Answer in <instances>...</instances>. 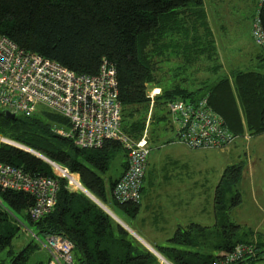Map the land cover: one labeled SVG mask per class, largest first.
<instances>
[{"label":"trees","instance_id":"16d2710c","mask_svg":"<svg viewBox=\"0 0 264 264\" xmlns=\"http://www.w3.org/2000/svg\"><path fill=\"white\" fill-rule=\"evenodd\" d=\"M258 2L256 17L264 33V0ZM204 17L203 0H0V36L75 75L95 76L102 62H109L116 72L121 130L135 142L150 124L152 111L150 119L146 118L148 96L158 86L155 75L159 63L154 59L169 55L189 68L194 58L205 56L208 61L211 57L214 45ZM260 61L264 59L261 57ZM160 92L153 107L161 109L165 122L168 105L173 101L207 98L210 108L234 136H242L245 131L252 137L264 134V74L260 72L235 71L229 78L221 77L195 91L175 87ZM140 112L143 119L136 120ZM54 126L65 127L66 121L44 110L32 118L16 117L11 121L0 111V139L67 169L78 176L82 188L91 196L104 205L111 201L133 220L139 204L114 203L110 194L117 180L103 179L116 155L122 153L126 160L122 146L106 142L100 150L82 151L73 142L57 136ZM0 164L20 169L32 178H48L57 183L56 205L38 222L29 221L27 216L33 204L30 196L0 191V199L33 227L37 236L66 239L79 254L78 264H158L153 255L136 246L131 236L85 193L69 191L66 181L56 177L47 163L0 143ZM126 166V162L121 163V168ZM240 175L239 166L224 172L215 192L216 213L223 209V186L238 182ZM239 199L237 194L230 207L240 205ZM6 216L0 211V255L6 254L7 264H27L25 251L32 245L13 252L12 242L18 228L10 226ZM219 224H223L221 233ZM238 231V226L224 222L213 229L196 224L187 230L178 228L168 241L171 246L158 248L159 254L172 264H217L237 245L248 244L233 241ZM212 233L218 236L215 255L204 253ZM237 264H264V244L254 247V255Z\"/></svg>","mask_w":264,"mask_h":264},{"label":"built area","instance_id":"2783aa9c","mask_svg":"<svg viewBox=\"0 0 264 264\" xmlns=\"http://www.w3.org/2000/svg\"><path fill=\"white\" fill-rule=\"evenodd\" d=\"M254 46L264 59V33L255 17L250 29ZM152 90L148 99L159 96ZM59 116L66 126L53 132L73 142L82 151L100 150L106 142L119 143L126 152V169L111 189L110 197L118 205H137L141 201L147 161L150 155L147 131L138 141L122 132L121 105L118 99L116 72L107 61L95 76L75 75L61 65L16 47L0 36V111L15 118H32L39 108ZM176 140L191 151H221L238 139L223 119L210 108L207 98L197 101L177 99L167 109ZM53 174L66 181L71 192L83 191L79 178L67 169L48 161ZM0 191L23 193L33 199L27 216L38 222L49 215L58 193L57 183L48 178H32L15 167L0 164ZM35 239H37L35 237ZM46 253V264H74L73 246L59 236L38 242ZM158 264H172L148 248ZM254 255V247L237 245L217 264H237Z\"/></svg>","mask_w":264,"mask_h":264},{"label":"rangeland","instance_id":"374dc122","mask_svg":"<svg viewBox=\"0 0 264 264\" xmlns=\"http://www.w3.org/2000/svg\"><path fill=\"white\" fill-rule=\"evenodd\" d=\"M226 1L229 4L221 13V17L225 18V24H220L219 17H215L212 11H206L208 17H204L206 26L211 32L214 45V51L210 55L211 57L208 61L204 60L205 56L194 58V63L188 68L186 65L183 67L181 61L169 55L155 58V62L159 63L156 66L157 72L155 75L158 86L153 87L151 91L160 89L172 90L175 87L187 91H195L201 87L204 88L206 84L216 82V77L221 78L223 76H230L232 70L236 67H240L244 71L260 72L264 74V61L259 62L261 58L259 50L255 46L256 50H254V47L246 48V45H250L248 32L250 37V29L253 19L256 17L259 2L256 0H247L241 4H235L236 0ZM207 6L210 7L209 3ZM199 36H202V33L199 34ZM242 47H245L243 50L247 53L246 56L248 57L239 58L237 56ZM211 58L213 59L211 60ZM250 58L254 59V64L248 66L246 60ZM156 97L157 96H155L152 101L149 100L148 112L146 114V118H149L152 111L147 131L150 155L145 171L146 183L151 181L152 186H155L157 172L166 176L164 178V186L169 187L171 191L182 192V195L189 200L188 205L191 206L193 203V208H190V210L185 213L184 220L186 222L188 221L190 224L213 229V226H215L214 199L216 189L220 186L222 176L226 169H228V167L239 166L241 167L239 181L234 184L228 183L226 186H223L224 201H222L221 204L223 205V209L217 213L218 218L221 219L219 222L238 226L239 231L237 232V236L240 238L244 235L250 236L256 224L260 223L259 227L261 229L258 230V234L259 237L264 240V134L257 137L245 134L242 136L235 135L238 140L231 147L221 151L188 150L183 146L174 145L175 135L169 120L166 122L163 121L161 119L163 117L161 109L158 110L156 107H153L155 106L154 102ZM42 110H44V108L40 107L39 112ZM135 119H143V113H138ZM244 137L246 138L245 140H243ZM123 160L122 153L116 155L110 164L108 172L103 177L105 182L117 176ZM77 192L81 193L80 191ZM237 194H239L240 197V205L231 208L230 206H233L232 200ZM191 199H193V202H191ZM102 205L105 206L126 229L132 227V221L127 219L122 211L111 201ZM0 211L8 216H6V218L10 226L18 228V232L15 233V239L12 242L13 252L18 253L25 245L31 244L32 248L25 251L26 257L28 258L27 264H39L45 261L46 253L40 249L38 243L39 241L43 242L44 238L37 236L33 227L26 221H23L20 215L9 210L7 206L1 202V199ZM113 221L116 223L115 220ZM222 227L223 224H219L218 231L220 233L222 232ZM133 229H135V227ZM132 235L130 236L134 240L135 245L148 251L147 247H144L143 244ZM141 235L144 236L143 234ZM171 236L172 235H169L168 238ZM216 236L215 233L214 235L212 233L209 239V246L204 250V253L215 255L214 247L217 246L218 243V236ZM35 237L37 239H35ZM160 237H162V235H160ZM165 241L166 240L158 241L157 244L149 243L153 250L161 253L157 246L166 245ZM233 241L235 242L237 239ZM247 245L254 246L255 244L248 243ZM72 257L74 264H78V252L74 250L72 252ZM2 261L4 264L8 262L5 253L0 255V262Z\"/></svg>","mask_w":264,"mask_h":264},{"label":"crops","instance_id":"0c3cea01","mask_svg":"<svg viewBox=\"0 0 264 264\" xmlns=\"http://www.w3.org/2000/svg\"><path fill=\"white\" fill-rule=\"evenodd\" d=\"M245 1H247V0H244V1L243 0H236L235 4H237V3L241 4ZM256 1H258V0H256ZM208 3L210 5V7L207 6ZM207 4H206V0H203V8H204L205 16L208 17L207 16L208 13L206 11H209V12L212 11L213 15L215 17H219V23L222 25L225 24V18L221 17V15H222L221 13L229 3H227L226 0H207ZM207 20H208V18H207ZM248 38H249L250 45H246V48H251V47L253 48L254 45H253V43L249 37V32H248ZM243 49H245V47H242L239 50V54H237V56L239 58L248 57V56H246L247 53ZM254 50H256L255 47H254ZM246 64L248 66L253 65L254 59L250 58V59L246 60ZM235 71H244V70H242V68H240V67H236L232 70V72H235ZM223 77L229 78L230 76H223ZM216 78L219 79V77H216ZM217 79H215V80H217ZM210 84H212V83H210ZM242 123H243V121H242ZM243 125H244V123H243ZM172 131H173V128H172ZM173 133L175 135V130L173 131ZM246 133L247 132L245 131L244 134L248 135ZM245 137L243 140L246 139ZM173 143H174V145L182 146L176 140V135L174 137ZM125 162H126V160L124 159L122 163H125ZM124 170L125 169L121 168V165H120L119 172H118L117 176L114 178H110V179H112L113 181L118 180L120 178V176L122 175V173L124 172ZM165 177L166 176H164L163 174L157 172V177L155 178V181H156L155 186H152L151 181H148V183H146V180L144 179L145 181L143 184V189H142V193H141V201L139 203V210H138L137 216L133 220H131L128 216L123 214L127 219L132 221V223H131L132 227H129L127 225L130 229V232L139 240V242H141V244L145 245L147 248L148 247L152 248L150 243L157 244L158 241H164V240H166L165 241L166 245H164V246L163 245L162 246L156 245L157 248H165V247L171 246L168 244V241L172 238V236L174 235L175 231L178 228L183 229V230H187L190 225H194V224H190L188 221L186 222L184 220L185 213L187 211H189L190 208H193L192 207L193 203L191 206L188 205L189 200H188V198H185L182 195V192H180V191L175 192L174 190L171 191L169 187H165L164 186V183H165L164 178ZM167 182H169V181H167ZM191 200H192L191 202H193V199H191ZM214 211H215V214H214L215 224L214 225L216 226L219 223V220H221V219L220 218H219V220L216 219V216L218 214L216 213L215 207H214ZM259 224L260 223L256 224V227H254L255 229L253 232L250 233L251 234L250 236L244 235L243 237L240 238L236 234V239L244 240L243 242L246 241L245 243H247V242L253 243V245L255 244L254 245L255 247L263 245L264 240L262 238H260L259 234H258V232H259L258 230L261 229L259 227ZM134 227H135V229H133ZM203 228H207V227H203ZM141 234H143L145 237L142 236ZM160 235H162V237H160ZM169 235H172V236L170 238H168ZM143 242H145V243H143ZM146 244H148L149 246Z\"/></svg>","mask_w":264,"mask_h":264},{"label":"water","instance_id":"95a60500","mask_svg":"<svg viewBox=\"0 0 264 264\" xmlns=\"http://www.w3.org/2000/svg\"><path fill=\"white\" fill-rule=\"evenodd\" d=\"M2 114H3L4 117H5L6 119H8V120L13 121V120L16 119L14 115L10 114V113L7 112V111H3ZM1 143H5V144L10 145V146H13V147H15V148H17V149H19V150H22V151H24V152H26V153H28V154H30V155L36 157L37 159H39V160H41V161H43V162H45V163L48 164V160H46V159L43 158L41 155H39V154H37V153H35V152H32V151H30V150H28V149H25V148L21 147V146L14 145V144H12V143H9V142H6V141H3L2 139H1ZM83 192H85V193L87 194L88 199L94 203V201L89 197L90 194H89L87 191H85V190H83ZM108 216H109V215H108ZM109 217H110L111 219L115 220L114 217H111V216H109ZM116 223H117L119 226H121L117 221H116ZM121 227H122V226H121ZM122 228H123V227H122ZM123 229H124V228H123ZM124 230H125L128 234L132 235L127 229H124ZM132 236H133V235H132ZM140 243H141V242H140ZM143 246L146 247L145 245H143ZM147 249H148V248H147ZM148 250H149V249H148Z\"/></svg>","mask_w":264,"mask_h":264},{"label":"bare ground","instance_id":"6f19581e","mask_svg":"<svg viewBox=\"0 0 264 264\" xmlns=\"http://www.w3.org/2000/svg\"><path fill=\"white\" fill-rule=\"evenodd\" d=\"M98 74V73H97ZM3 112V111H2ZM15 145V144H14ZM83 192V191H82ZM85 193V192H83ZM86 194V193H85ZM87 195V194H86ZM89 197L94 201V203L100 208L102 209L107 215L114 217V215L105 207L102 205L101 202H99L98 200H96L93 196L89 195ZM115 221H117L121 226H123L125 228V226L116 219V217H114ZM126 229V228H125ZM128 231H130L129 229H127ZM134 236V235H133ZM149 248V247H148Z\"/></svg>","mask_w":264,"mask_h":264}]
</instances>
